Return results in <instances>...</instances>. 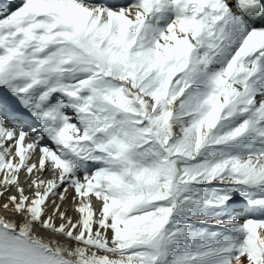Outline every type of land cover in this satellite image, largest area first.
<instances>
[{"label": "snow or ice", "instance_id": "obj_1", "mask_svg": "<svg viewBox=\"0 0 264 264\" xmlns=\"http://www.w3.org/2000/svg\"><path fill=\"white\" fill-rule=\"evenodd\" d=\"M0 264H264V0H0Z\"/></svg>", "mask_w": 264, "mask_h": 264}, {"label": "rangeland", "instance_id": "obj_2", "mask_svg": "<svg viewBox=\"0 0 264 264\" xmlns=\"http://www.w3.org/2000/svg\"><path fill=\"white\" fill-rule=\"evenodd\" d=\"M49 177L51 178V174H47V178H49Z\"/></svg>", "mask_w": 264, "mask_h": 264}, {"label": "bare ground", "instance_id": "obj_3", "mask_svg": "<svg viewBox=\"0 0 264 264\" xmlns=\"http://www.w3.org/2000/svg\"><path fill=\"white\" fill-rule=\"evenodd\" d=\"M122 1L124 2V0H119V2H122ZM49 178H50V177H49Z\"/></svg>", "mask_w": 264, "mask_h": 264}]
</instances>
